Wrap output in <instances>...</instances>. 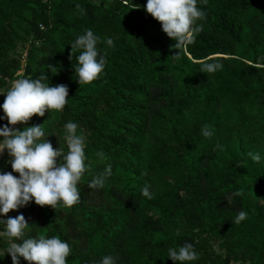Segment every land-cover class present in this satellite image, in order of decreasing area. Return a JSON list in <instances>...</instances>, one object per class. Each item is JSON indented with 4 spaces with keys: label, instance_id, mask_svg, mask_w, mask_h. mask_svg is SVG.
<instances>
[{
    "label": "trees",
    "instance_id": "1",
    "mask_svg": "<svg viewBox=\"0 0 264 264\" xmlns=\"http://www.w3.org/2000/svg\"><path fill=\"white\" fill-rule=\"evenodd\" d=\"M146 4L0 0V94L21 61L26 77L46 75L50 86L69 90L62 111L16 127L45 124L53 149L66 154L64 125L74 122L87 157L76 205L33 201L16 216L29 224L26 238L66 241L67 264H99L108 255L116 264H173L168 249L185 243L198 255L190 264H264V0H198L203 31L181 49ZM89 29L114 46L98 43L105 69L79 85L80 50L71 45ZM206 62L223 69L203 72ZM205 126L211 137L202 135ZM108 165L103 188H89ZM146 184L151 199L141 194ZM240 211L247 217L236 223ZM7 246L0 238V264H12Z\"/></svg>",
    "mask_w": 264,
    "mask_h": 264
},
{
    "label": "clouds",
    "instance_id": "2",
    "mask_svg": "<svg viewBox=\"0 0 264 264\" xmlns=\"http://www.w3.org/2000/svg\"><path fill=\"white\" fill-rule=\"evenodd\" d=\"M203 2L206 4L207 0ZM77 8L82 11L79 6ZM145 10L161 24L162 31L175 41L176 49L192 44L195 35L203 31V24L198 21L204 19L206 13L198 7V0H147ZM101 42L109 47L114 46L112 38L102 41L89 29L71 45L72 53L80 50L79 55L75 56L74 66L79 85L91 84L103 73L106 59L97 47ZM24 65L25 61H21L10 88L6 94H0L6 97L3 105H0L4 113L0 119L8 122L0 127V155L7 151L12 172L18 174L17 177L11 172H0V225H3L0 238L8 241L6 251L11 256L12 264H21V258L28 264H67L71 248L66 241L45 235L26 238L29 224L25 217L22 214L7 217L10 211L23 208L33 201L38 206L53 209L57 206L73 207L80 201L78 184L87 170L85 137L78 133L76 123L64 125L66 154L61 147L53 149L47 139L49 136L46 137L45 124L25 127L23 131L15 128L18 124H27L33 116L44 117L46 111H62L69 100L67 86H50L46 75L35 79L26 77ZM222 69L220 62H206L202 71L215 73ZM202 135L205 138L212 136L208 126L202 129ZM249 155L259 162L258 154ZM97 156L103 158L104 153L98 152ZM111 174V165H108L103 173L89 182L88 187L103 188ZM150 187L146 184L141 189L142 196L148 199L152 198ZM240 194L239 191L235 193L237 196ZM246 217L247 213L240 211L235 222L239 223ZM168 259L173 264H190L198 259V255L191 243H185L178 250L168 249ZM99 264H116V259L111 255L104 256Z\"/></svg>",
    "mask_w": 264,
    "mask_h": 264
},
{
    "label": "rangeland",
    "instance_id": "3",
    "mask_svg": "<svg viewBox=\"0 0 264 264\" xmlns=\"http://www.w3.org/2000/svg\"><path fill=\"white\" fill-rule=\"evenodd\" d=\"M95 3H99L100 0H94ZM23 56L26 58V56L23 54ZM25 58L23 60H25ZM7 120H5V125H7ZM9 127H12L9 125ZM15 128L17 130H19L18 127L15 126ZM10 160V157L7 155V151L4 152V154L0 155V172H10L9 170H11V165L10 163L8 162ZM12 173V172H11ZM13 175L16 174V173H12ZM16 176V175H14ZM18 176V175H17ZM26 208V207H24ZM17 214V212L15 211H10L8 214H7V217H15ZM31 217L34 216L33 214H31ZM7 217H3V219L7 218ZM215 250L218 254H223L219 248V245L218 244H215ZM233 264H236V263H233Z\"/></svg>",
    "mask_w": 264,
    "mask_h": 264
}]
</instances>
